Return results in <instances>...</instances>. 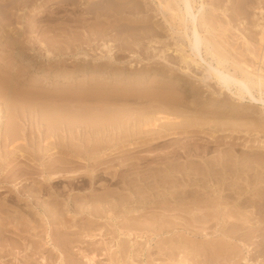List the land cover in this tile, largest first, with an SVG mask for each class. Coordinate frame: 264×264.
Masks as SVG:
<instances>
[{
  "label": "rangeland",
  "instance_id": "374dc122",
  "mask_svg": "<svg viewBox=\"0 0 264 264\" xmlns=\"http://www.w3.org/2000/svg\"><path fill=\"white\" fill-rule=\"evenodd\" d=\"M178 1L179 0H0V35H2V37H0V40L2 42H0V76L6 77V79L9 81V83L11 84V89H9V91L14 99L19 100V103L23 102V100H31L33 102H36L37 105H57L56 102H58V104L74 106L78 105L79 103L81 104L87 102H91V104H99V102H101L102 100L103 102L101 104L103 105L108 103L113 106L117 105L119 107H124V109H126L125 107H127L128 109L131 108L134 111L135 109H137V107H147V105H149L148 99L150 97L128 96V100H126L125 95L130 94L135 87L130 86L127 89L126 83L123 82L122 78L111 84L105 83L103 77L102 79H99L100 81H97L98 84L96 85V82L93 81L94 83H91V81L87 79L85 80V85H83V81H79V79H77L76 81L65 82L61 84L57 83L45 85L46 83L44 84L40 82L43 75L36 76L35 74H33L35 68H47L52 70H58L62 68V70L67 73L75 72L74 69L76 68V65L93 66L94 64H98V62L100 65H104L106 61L107 62L105 64H111L116 67L126 66V68L128 69H134V67H136L135 69L138 70L142 69L144 66H151L156 68L160 67L163 70H167L169 73L172 72L174 76L185 81L188 85L196 86L198 89L204 92V96L207 97L206 99L214 97L222 100L223 102L233 103L240 107L246 106L247 108H245V110H242V108L238 107L237 109H234L235 111L233 113L235 117H238L240 119L243 118L242 122L244 124H248V122H245L246 118H257V120L264 122V114L261 113V109L264 106V94L262 98L258 88H252L254 98L247 93L244 99H240L238 94V87H240V85H236V83L234 84V82H231L229 88L222 87L219 81L214 77L213 73L212 75L209 73V65H206L203 60L202 62L201 58H198V60L201 61L199 65L198 63L197 65L196 63H191V65L189 64V66L184 61V56H188L193 53L192 50L190 51L191 48H188V40L186 39L187 37L184 33L187 30V27L184 26L182 22H180L182 19V13L179 10L180 4L178 3ZM203 1L204 0H196L194 8L196 15L199 12ZM204 2V9L202 10V12L198 13L195 24L198 26L202 37L208 39L209 44L206 45L204 43L200 45V54L203 55L206 61L210 62L213 66H216V60L212 58L211 55L207 54V49L209 47L212 51H217L220 49L228 56L229 61L227 63L228 65L226 64V67L231 72L233 71L234 73H236L239 78H242V73L240 69L241 65L237 66V62L243 63L242 61L249 63L250 69L258 71V73L261 72L264 76V43L262 44L259 41L261 39L259 37L261 33L262 36L264 35V0H205ZM167 5H171V7L175 9L176 12H178V16L174 15L173 11L164 9ZM202 13H204L207 17V27L201 25ZM114 23L115 25L110 26ZM136 24L138 25V27ZM189 25L190 27L192 26L190 22ZM139 26H142L143 28L144 26L147 27L143 29ZM112 27H114V29ZM184 29L186 30L184 31ZM189 31L191 32V30ZM14 41H16L17 45L22 48V51L26 54L25 56L18 58L16 53L13 52L11 45ZM261 41L263 42V40ZM114 53L116 54L114 55ZM28 58L32 59L35 62V68H31V64L27 63ZM50 65H52L53 67L51 66L50 68ZM127 66H129L130 68ZM258 67L263 68V70H256ZM154 84L157 86L161 85V87L166 84H170L169 88H171L173 85L174 87L177 86V83H172V80L170 78L167 79V81H164L163 78L161 79V77H159V81ZM118 87L121 89H126L121 90ZM150 91L161 92L156 89V87L155 89H151ZM63 97L65 98V100L63 99ZM72 98L74 99L72 100L74 101V104L71 101ZM85 98L86 100H84ZM79 99L82 101H79ZM104 100L107 101V103H105ZM194 107L196 108V110H198L199 113H201L200 111L202 109L204 110L202 101H199L198 104L195 103ZM212 109L214 115L216 112H223L222 109L220 110L215 106L210 110ZM250 109H252V112H249ZM229 111L230 110H228L227 112ZM21 113H23V110ZM210 114L207 116H216ZM7 115L9 116L11 114H6V117H4V120L6 121L8 120ZM163 120L160 121H162L163 123L166 122L165 119ZM252 122L253 124H255V121H250L251 125ZM144 128V132H142L140 135H137L138 139H135L137 136H125L123 137L124 140H121L116 138L118 137V134L116 133H111V135L113 134L111 136L106 135V131H99L93 136H90L89 133L85 134V132H83V135H81V137L84 141L81 137V139L79 140H73V145L76 146L68 144L69 140L67 138L63 140L65 145L60 146V148L68 150L67 147L70 145L71 147L76 148H80L81 146L80 149L85 150L86 153H88V147L94 146L97 140V145L100 146L110 139V148L105 149L104 152H101V157H98L99 161L103 158L111 161L114 158L112 162H108L109 164H111V166L108 167L109 169H105V172L103 170L106 178L110 179H101L92 185L84 184L81 180L80 182L79 180H75L77 181L75 182L76 185H73L72 183H70V180H72V178H64L57 183H54L52 187H48L47 189L45 186H43L44 184L42 180H44V178L38 169L33 170L34 173L31 175L33 179H25V177L29 175H26V173L24 175L22 173L24 175L22 176V174H19V170H12V165L10 166L7 164L10 158L16 160H25L32 159L33 156H36V158L42 156L46 160L50 161L58 160V156H60V154L57 155V152L55 153L56 150H54V153H52V150H43L45 149L43 142L35 144V148H42L41 150L38 149L39 152H35L36 150L33 146H31V139L29 140V142L24 140L17 142L19 144L26 145V147H24L25 152L21 148H16L17 150L15 149L13 150V152L10 150L11 147H4L5 149H0V158L7 160L6 162H4L5 166H3L4 164L0 166V202H5L4 204L0 203V208L3 207V210L0 209V217H2L0 218V224L2 223V228L0 227V229H3L4 226V232L3 230L2 232L0 231V238L2 239H0V252L3 254L2 256V254L0 253V264H39L41 263L39 261H41L42 256L47 259V264H60V258H57L59 257V250H57L50 244L51 242L53 243L57 240L67 242L69 250L72 251V256L68 257L74 259V262L78 260L79 262H77L79 264H91L88 259L89 257H92V255H95V264H130L131 262H133L131 264H149L150 262L154 264H178L181 261H185V264H188L190 260L193 261L195 259H198L199 254L202 253L203 250L206 251V249L209 247L208 245L212 244L211 233L210 230H208V236H203L201 234L195 236V233L191 232V230L188 229L189 226L185 219L177 221V223H180V226L175 229L178 234L177 232L174 234L179 238L181 237L180 240L184 241V243L186 241V244L190 243V245L188 244L189 248L187 250H180V256L178 257V259L174 258L172 259V261L168 256L166 258V256L164 257V255H159L156 246L161 243L162 246L165 247L167 245L166 247H168L170 244L168 245L162 243L161 238L164 239L165 237L170 236V234L162 233L161 235H156L155 233L158 231V227L156 226V228L153 225L151 226V221L157 220L155 218L157 213L159 212V209H163L161 210V212L163 213L164 211H167L166 209H169L172 206L174 207V204L171 203L172 206L167 204L164 208L165 204L163 197L160 199L161 201H163V206L161 205V207L157 209L156 207H151L148 208L151 210H144L146 213H148V215H144L143 220L145 224L142 227L146 230L147 236L142 240L148 242L146 249L150 251L149 249L151 247L152 251L148 252L146 250L144 252V256H142L141 258H137V260H132V257H128L129 253L127 252H129V245L127 244V240H124L125 242H123V246H121L120 248L121 252H119L117 256L115 255V253H113L114 251L111 252V247L108 245V243L106 244L105 242H109L111 240L110 243L112 242L111 244H113L114 241L112 240H115L117 236L119 225L124 224L127 226L128 222L131 220H127L126 218L121 221L120 218L122 217L120 216V218H117V220L112 221L111 226V224L106 222V220L104 219H100L99 221L95 220V218L91 219V216L87 211L83 213H74V211L79 212L80 209L83 210L81 208L82 206L79 205L78 200L74 199L75 195H78V197H80L86 195L88 196L91 193L96 195L106 192L107 194H110V192L118 193L119 185L118 183H115L113 179L111 181L112 175H110V173H120V176L127 175L129 173V170L124 168V166H120V162H122L123 158L128 157V155H134L135 153L138 155L139 152V156L141 155L143 158L142 164L144 163L143 165H140L139 168L146 171L147 167L149 166V169L151 167L153 170H156V164L152 163L151 161H147L149 159L145 157H150L151 154H157L158 150L160 149L158 147L157 150H150V152L148 148L150 147V144L154 142H152V140L154 139L153 137L158 135L159 132H161V135L167 132L170 133V131L171 134L173 133V136L171 137L168 136L167 133L168 138H165L166 141L164 140L167 143L175 142V140H178L179 144L182 143V148H179V160H181L182 162H187V158L191 160L193 157H195L194 160L196 162L193 161L195 164L203 165V163H211L214 160L213 164H215L216 166L220 165L218 167L223 166V164L227 165L225 164L227 162L228 165H230L235 161H239L241 162L240 164L243 165V163H247L246 161H243V156L254 153H258V155L259 153L264 154V133H260L257 130H248L242 128H237L236 131H233L224 129V127L209 125H196L186 128H183L182 126H177L176 128L175 126L174 129L176 130L170 128V131L165 130L164 128H161V131H157L154 127L149 126ZM25 131L27 132L28 129L26 128ZM176 132L177 135L175 134ZM28 135L32 134L28 133ZM33 136L34 135H32V137ZM106 136L108 137V139L106 138ZM113 136H115V138ZM174 136H176V138ZM148 138L151 139L148 140ZM36 139L38 140V137ZM116 139L119 141H117ZM144 139L147 140L146 142H151L145 143L143 148H141L142 146L134 144L136 143V141L140 142L141 140H143L144 142ZM52 140H55V138ZM154 143L157 142L155 141ZM187 145H189L190 148L192 147L193 149L196 147H208V150H205L203 152L200 148V151L198 153L199 155L196 156L194 152L192 153V155H190L191 158L190 156L185 158L183 156V148L187 147ZM21 150L22 152H20ZM222 150H225V152L227 151L230 155H226L221 158ZM106 151L108 153H106ZM117 151L121 154H116L115 152ZM165 151L167 152L168 150H160L159 152L166 153ZM109 152L111 154H109ZM122 153H124V155H122ZM171 155L172 153L167 154L166 156L170 157L169 159H171V157L173 156ZM233 155L234 157H232ZM119 159L122 160L120 161ZM117 160L119 163L117 162ZM30 163L39 168V166L37 165L40 162H38L37 159ZM189 163L190 162H188V165H190ZM149 169H147V171H151V169ZM165 171L169 172V170ZM163 178L166 179L168 177ZM21 185L25 187H22ZM126 185L128 186V184L123 185V183H121V187ZM40 186L46 188L43 193L36 190L39 189ZM127 186L126 188L123 187L125 190H122L123 188H119L124 192V195H127L128 193L130 194V192L132 191V189L127 188ZM17 187H19V189L21 190H17ZM28 187H31L30 191H32L33 194L31 193L30 195L29 193L25 192V189ZM209 188L210 190H207L208 187L201 188L202 191L206 190V192L203 196L199 197L200 199H202L203 197L204 199L202 200L206 201V203H203L206 205L208 204L207 211L210 210V207L213 208L217 203L222 201L224 202V200L220 198L221 196H219L217 192L213 193L214 187L209 186ZM19 191L21 193L25 192L24 194H22L23 196ZM211 192L213 194H211ZM199 198H196L198 199L196 200V202H198L196 204L202 203ZM188 199H190V197ZM188 199H186L187 201H184L182 203L183 205L179 203L183 206L182 208H187L189 205H191L189 203H191L190 201L193 199V197L189 201ZM34 202H46L52 206L48 209L49 212L46 213L43 207H36ZM65 204H69L70 212H65L64 216L66 217V219H68V223L73 221L74 222L72 226L65 227L63 230H60L57 229L60 225L59 222L53 223L54 220L52 219L53 216L62 214L65 211L66 207H63ZM178 205H176L175 207H177ZM5 207L8 209V211L5 210L7 211V217L5 216ZM178 208L182 209L181 206H178ZM156 210H158V212ZM20 211L21 214H19ZM207 211H205V213L210 214V212L207 213ZM145 212L142 211V213L144 214ZM152 212L153 215L151 214ZM201 212L202 211H200V214L205 215V213ZM142 213L136 214L138 215ZM166 213L167 215L169 214V212ZM2 215L4 216V219ZM69 215L74 216L71 218V216ZM149 215L150 219L147 218V216ZM188 216V219L192 218L191 215ZM185 218H187V216ZM172 219L175 222L177 220H175V218ZM118 220L121 221V223ZM168 220H170V218ZM133 221L136 223L139 220ZM133 221H131V224L133 223ZM104 223L105 225L107 224L106 227L105 225L102 226V224ZM5 228L8 229L5 230ZM199 232L203 233L204 235L207 233L201 230ZM115 233L116 235H114ZM2 234L4 235V238ZM15 235H19V237H16ZM149 236L151 237L149 238ZM14 237H16L17 239ZM187 237L189 238V240ZM206 237L208 240L206 239ZM125 238L126 236H124V239ZM216 238L217 237L213 239H219V237L217 239ZM90 239L96 241V243L93 241V243L90 242ZM47 241L51 242L47 243ZM155 241L157 242V244ZM98 242L99 245L97 244ZM59 243L60 242H58L57 245ZM103 243L105 245H103ZM106 245H108L109 247ZM198 245H200V248ZM95 246L96 248L98 247L97 250ZM103 246L105 247V249H103ZM122 248L124 249V251ZM199 249L202 252L199 251ZM191 250L192 253L189 252ZM49 252L52 254H49ZM122 252L124 254H122ZM86 253L88 255H86ZM150 253L153 254L151 255ZM221 253H223L222 248ZM113 254L114 256L112 258Z\"/></svg>",
  "mask_w": 264,
  "mask_h": 264
},
{
  "label": "bare ground",
  "instance_id": "6f19581e",
  "mask_svg": "<svg viewBox=\"0 0 264 264\" xmlns=\"http://www.w3.org/2000/svg\"><path fill=\"white\" fill-rule=\"evenodd\" d=\"M204 1L201 4V8L200 7H199L200 9L198 8L199 12H202V10L204 9V5H205ZM178 3L180 4L179 10L182 13V19L180 22H182V24L187 27V30L184 29V31L186 30L184 33H185V36L187 37L186 39L188 40V44H189L188 48H191L190 51L192 50V53H193L188 56H184L183 57L184 61L188 65L189 64L191 65V63H194V64L196 63V65L198 63L199 65V63H201V61L203 60L206 63V65L207 64L209 65L208 66L209 73L211 75L213 73L214 77L219 81L222 87L229 88L231 82H234V84L236 83V85L237 84L240 85V87H238V94H239L240 99H244L247 93L254 98L253 93H252V88H258L261 93V97L263 98L264 76L261 72L258 73V71H254L250 69L249 63L244 62V61H242L243 63L237 62V66L241 65L240 69L242 73L241 74L242 78H239L236 73H234L233 71L231 72L226 67V64L229 61L228 56L225 52H222L220 49L217 51L210 50V47L207 49V52H208L207 54L211 55L212 58L216 60V63H217L216 66H213L210 62L205 60L203 55L200 54L201 52L200 45L204 43L207 45L209 43H208L207 38L202 37L198 29V26L195 24L196 23L195 21L198 17L197 15L199 13L198 12L196 15L195 10H194L196 0H179ZM164 9L173 11L174 15L178 16V12H176L175 9L171 7V5H167ZM189 22L190 24H192L191 27L189 25ZM144 24H141V25H144ZM113 25H115V23L110 26H113ZM201 25L206 26V27L208 26V20L204 13H202L201 15ZM146 27L147 26H144V28ZM112 28L114 29V27ZM189 30H191V32ZM207 31H208V28H207ZM0 37H2V35H0ZM259 37L261 38V39L259 38L260 43L263 44L264 35L262 36V33H261ZM261 40H263V42ZM11 48L13 49V52L16 53L18 58H21L22 56L26 55L22 51V48L17 45L16 41L13 42V44L11 45ZM118 51H119V48H118ZM116 53H114V55ZM198 58H201V61L198 60ZM27 60H28L27 63L31 64L30 65L31 68H35V65H34L35 62L30 58H28ZM261 60H262V57H261ZM105 63L104 65L102 64L100 65L98 62V64H94L93 66H88L86 64H85L86 66L76 65V68L74 69L75 72H67V73H65V71L62 70V68L58 70H52V69H47V68L46 69L45 68H35V71L33 74H35L36 76L43 75L40 82L44 84L46 83L45 85L72 82V81H76L77 79H79V81H83L82 82L83 85H85L86 79L91 81V83L96 82L95 83L96 85L98 84L97 81H100L99 79H102L103 77H104L105 83L111 84V83L116 82L118 79L122 78L123 82L126 83L127 89L130 86L135 87L134 90H132L130 94L125 95L126 100H128L127 98L128 96L129 97L148 96L150 97L148 99L149 105H147V107H141V108L137 107V109L133 111L131 108L128 109L127 107H125L126 109H124V107H119L117 105L113 106L111 104H108L107 101L105 100L104 101L107 104H104V105L101 104L103 102L102 100L101 102H99V104H95V103L91 104V102L89 101L90 103L87 102V103H81V104L78 102L79 104L77 103L78 105H74V106L73 105H62V104H58V102H56L57 105H53V104L52 105H37L36 102H33L31 100H23V102L19 103L18 102L19 100L14 99L9 91V89H11V84L9 83V81L6 79V77L0 76V149L4 147L5 148L11 147L10 150L13 152V150H15L16 148H21L25 152L24 147H26V145L19 144L17 142L21 140L29 142V140L31 139L32 140L31 146L34 147V149L36 150L35 152H39V150L42 149V148L41 149L35 148V144L43 142V145L45 147V149L43 150H52L53 151L52 153H54V150H56L55 153L57 152V155L60 154V156H58L59 157L58 160H55V161L46 160L42 156L37 157V158L36 156H33L32 159H25V160H20V159L16 160V159L10 158L7 164L10 166L12 165V170H19V174L23 173L25 175L26 173V175H29V176H26L25 179H31L32 178L31 175L34 173L33 170L38 169L44 178V180H42L44 184L43 186H45L47 189L48 187H52L54 183H57L58 181L64 178H72V180H70V183H72L73 185H76L75 182L77 181L75 180H79V182L81 180L84 184L92 185L101 179H107L106 176L104 175L105 173H103V170L105 172V169L111 166V164H109L108 162H112L114 158L113 159L111 158L112 159L111 161L107 160L106 158H103V159L100 158L102 160L99 161L98 157H101L100 155L101 152H104L105 149L110 148V142H111L110 139L106 143H103L100 146L97 145V142H98L97 140L94 146L88 147L87 149L88 153H86L85 150L80 149L81 146L80 148L71 147V145L76 146V145H73V140L81 139L82 138L81 135H83V132H85V134L89 133L90 136H93L99 131H103V132L106 131V135H111V133H116L118 134L117 135L118 137L116 138L121 139V140L125 136L135 137L138 134L140 135L142 132H144L143 131V129H145L144 127H148V126L154 127L157 131H161L162 130L161 128H164L165 130L170 131L171 130L170 128H173V130H176L174 129L175 126L176 128L177 126H182L183 128H186V127H192L196 125H203V126L209 125V126L224 127V129H227V130L229 129L233 131H236L237 128H242V129H248V130L249 129L257 130L260 133L262 132L264 133V122L257 120V118L255 119L246 118L245 122H248V124H244L242 122L243 118L240 119L238 117H235V115L233 114L235 111L234 109H237L239 107V108H242V110H245V108H247L246 106L240 107L233 103L223 102L222 100H219L214 97L210 99H206L207 97L204 96V92H202L200 89H198L194 85H188L185 81L174 76L172 72L169 73L167 70H163L160 67L156 68V67H151V66L150 67L144 66L142 69L137 70L135 69L136 67L132 69L129 66H127L130 68L128 69L126 68V66L116 67L114 65L105 64ZM205 63H204V66H205ZM51 66L52 65H50V68ZM259 69H261V71L263 70V68L261 67H258L256 70H259ZM159 77H161V79L163 78L164 81H167V79L170 78L172 80V83H175V84L177 83V86L174 87L173 85L171 88H169L170 84L169 85L166 84L163 87H161V85L157 86L154 83L159 81ZM163 83H166V82H163ZM119 87H122V86H119ZM155 87L161 92H158V91L151 92L150 91L151 89L152 90L155 89ZM126 88H123V89H126ZM63 99L65 100L64 97ZM72 100L74 99L72 98L71 101ZM84 100H86V98ZM79 101H82V100L79 99ZM199 101H202L203 106H204V110L202 109L200 111L201 113H199L198 110H196V108L194 107V104L195 103L198 104ZM67 102H68V99H67ZM73 102L74 101H72V103ZM214 106L219 108L220 110L222 109L223 112L219 113L215 111L216 112V113L214 112L216 115L215 116L213 114V109L210 110ZM22 110H23V113H21ZM228 110L230 111L227 112ZM261 110H260L261 113L264 114V106ZM249 112H252V109H250ZM210 113L213 114L215 117H211L212 115ZM6 114H11L9 116L7 115L8 116L7 121L4 120V117H6ZM209 114L211 116H207ZM2 118L4 121L2 120ZM163 119H165L166 122L163 123L162 121H160ZM250 121H255V124H253L252 122V125H251ZM159 122H162V123H159ZM26 128L28 129L27 132L25 131ZM28 133L29 134L31 133L34 136L32 137V135H28ZM167 133H168V136L170 137L173 136L172 135L173 133L171 134V131L170 133L169 132ZM167 133H164L161 135V132H159L158 135L153 137L154 139L152 138L153 139L152 142L156 141L157 143L153 142L152 144H150V147L148 148H149V151L157 150L158 147L160 148L158 152L160 150L164 151L166 149L168 151L167 152L165 151L166 153L157 152V154H154V155L151 154L150 157L148 155H146L148 157H145L149 159L147 161L149 162L151 161L152 163L156 164L155 166V168H157L156 170L155 169L153 170L150 167L152 172L147 171V169H149V166L147 167L146 171L141 170L139 166L143 165L144 163L142 164L143 158L141 155L139 156V152H138V155L135 153L136 155L135 154L128 155V157L123 158V160L121 159L122 162H120V166L122 167L124 166V168L129 170V173L127 175L120 176V173H117V174L112 173V172L110 173V175H112L111 181L113 179L115 183H118L119 188H123V187L126 188L127 186L126 185V186L121 187V183H123V185L128 184L127 188L132 189L130 194L128 193L127 195H124L123 194L124 192L118 188L119 190L118 193L110 192V194H107L106 192V193L97 194V195L91 193L88 196L86 195V196H80V197H78V195L77 196L75 195L74 199L78 200L79 205L82 206L81 208L83 210L80 209L79 212L74 211V213H83L87 211L88 214L91 216L90 217L91 219L95 218V220H98V221L100 219H104L106 220V222L110 224L112 223V221L117 220V218H120V216L123 218V219L120 218L121 221H123L126 218L127 220H131V221L139 220L136 223L133 221L132 224H131V221H129L127 226L124 224L119 225V229H122V230L118 229V233H117L115 240H112L114 241L113 244H111L112 242L110 243L111 240L109 242L105 241L106 244L108 243V245L111 247L110 248L112 250L111 252L114 251L113 253H115V255L117 256V254L121 252L120 248L121 246H123V242L127 240L128 242L127 244L129 245L128 246L129 252H127L129 253L128 257L130 258L132 257V260L133 259L137 260V258H141L142 256L145 255L144 252L147 250L146 247L148 244V242H145L142 240L143 238L147 236L146 230L143 229L142 227L145 224L143 220L144 215L146 214L148 215V213H146L144 210L151 208V207L152 208L156 207V209L161 207V205L163 204L162 203L163 201H161L160 199L163 197L164 204H165L164 208L166 207L167 204L171 205V203L174 204V207L171 205L172 207L169 209H166L167 211H164L163 213L161 212V210L163 209L161 210L159 209L160 213L158 212V210H156L158 213L156 215V218L155 217L153 218L157 220L155 221L152 220L153 222L151 221V226L153 225L155 227L156 226L158 227V231L155 233L156 235H161L162 233L170 234V236L165 237L164 239L161 238L162 243L168 244V245L170 244L168 247H166L167 245L165 247L162 246L161 243L156 246L159 255H164V257L166 256V258L168 256L169 258H171L170 260L172 261V259L174 258L178 259V257L180 256L179 255L180 250H184V249L187 250L189 248L188 244L190 245V243L186 244L187 241L184 243V241L180 240L181 237L179 238L178 236L174 234L177 232L175 229H177V227L180 226V223H177V221L185 219V221H187V224L189 226L188 229L191 230V232L195 233L194 234L195 236H198L200 234L203 236H208L209 232L207 231L210 230L211 238H212L211 239L212 244L208 245L209 247L207 246L208 248L206 249V251L203 250L202 252L199 249V251L202 252L200 253L201 255L199 254L198 259H195L193 261L190 260L188 264H194V263L196 264H221V263L222 264H263L264 262V154L259 153L258 155V153L257 154L254 153V154H247L243 156L244 160L243 159L242 160L247 162L246 164L243 163V165L240 164L241 162L239 161L237 162L235 160H234L235 162L231 163L230 165H228V162L225 161L227 162L225 163L227 165L223 164V166L221 167H218L220 166L218 164H217L218 166L213 164L214 160L211 163L206 162V164L203 163V165L201 164L198 165L193 162L195 161L194 160L195 157L192 156L193 158L191 160H189L187 157L192 155V153L194 152L196 156L199 155L198 153L201 147L200 148L196 147L193 149L192 147L190 148V146L187 145V147L183 148L184 150L183 156L187 158L188 160L186 159L187 162H182L181 160H179L180 159V154H179L180 149L179 148L180 147L182 148V145H181L182 143L179 144L178 140H175V142H171V143L165 142L166 141L165 138H168ZM175 134L177 135V132ZM34 137L36 138L38 137V140ZM113 137L115 138V136ZM174 137L176 138V136ZM54 138L55 140H52ZM66 138L69 140L68 144H71L70 146L67 147L68 150H64L60 148V146L65 145L63 140ZM106 138L108 139L107 136ZM135 139H138V136ZM150 139L148 138V140ZM141 141L140 142L136 141V143L134 144L135 145L137 144L138 146H142L141 148H143L145 143L151 142V141L146 142L147 140L145 139H144V142L143 140ZM22 150L20 152H22ZM205 150H208V147L201 148V151L204 152ZM111 152H112V149H111ZM223 152H225V150H222L221 158L226 155L228 156L230 155L227 151L226 152L228 154L226 152L225 153ZM106 153L108 152L106 151ZM115 153L119 154L120 152L118 153L117 151ZM170 153H172L173 155V156L171 155L172 156L171 159H169L170 158L168 157L169 155L166 156L167 154H170ZM109 154L111 153L109 152ZM122 155H124V153H122ZM232 157H234V155ZM35 159H37L38 162H40L37 165L39 166V168L30 163L34 161ZM6 161H7L6 159L0 158V166H2L4 162ZM188 162H190L189 163L190 165H188ZM3 166H5V164ZM153 168H154V165H153ZM165 170H169V172L168 171L166 172ZM23 174L22 176H24ZM163 177H168L169 179L168 178L164 179ZM43 186H40L39 189H36V190L43 193L46 190V188ZM209 186L214 187L213 193L217 192V194L221 196L220 198L223 199L224 202L222 201V202L217 203L213 208L210 207V210L207 211L208 204L207 205L204 204L203 202L206 203V201L202 200L204 198L202 197V199H200L199 197L203 196L206 192V190L202 191L201 188L208 187L207 190H210ZM22 187H25V186H22ZM17 188H18L17 190H21L19 189V187ZM30 188L31 187L26 188L25 192L31 195L32 191H30ZM122 190H125V189L123 188ZM24 193H21V195ZM213 193L211 192V194ZM189 197L190 199H192L193 197V199L190 201L191 203H189L191 205L189 206L187 205L188 206L187 208H182L183 207L182 203L184 201H187L186 199H188ZM196 198H199L202 201V203L196 204L198 203L196 202V200H198ZM190 199H188V201ZM2 202L0 203L1 204L5 203V202L4 203ZM179 203H181L182 205H180ZM175 204L176 205L179 204L178 206L179 207L181 206L182 209L178 208V206L175 207L176 206ZM35 205L36 207L37 206L43 207L46 213L49 212L48 209L51 208L52 206L46 202H37L35 203ZM63 207H66L65 211L62 214L53 216V219H52L54 220L53 223L59 222L60 225L58 226L57 229H60V230L61 229L63 230L65 227L72 226L74 222L73 221V222L68 223L67 222L68 219H66V217L64 216L65 212H70L69 204H65ZM5 208H4V211L5 210L8 211V209L7 208L5 209ZM148 210H151V209H148ZM7 211H5V216H6ZM21 211L19 212V214H21ZM142 211L145 212V214L142 213ZM200 211H202L201 213H205V211H207V213L210 212V214L205 213V215H202L200 214ZM166 212H169V214L167 215ZM136 213H142V214L137 215ZM151 214L153 215V212ZM150 215L147 216L148 219H150L149 218ZM188 215H191L192 218L188 219L189 217ZM69 216H71L72 218L74 215L73 216L69 215ZM186 216L187 218H185ZM169 218L170 220H168ZM172 218H175V220L177 219L176 222ZM3 219H4V216H3ZM121 221L119 222L121 223ZM1 224H0V227H1ZM104 225L105 223L102 224V226ZM3 229H4V226H3ZM3 229H0V231L2 232ZM7 229L5 228V230ZM200 230L207 232V233L204 235L203 233L199 232ZM3 234H6V233H3ZM3 234L2 236L4 238ZM114 235H116V233ZM124 236H126L125 239H124ZM0 237H1V234H0ZM16 237H19V235ZM150 237L151 236H149V238ZM215 237L217 238L219 237V239L217 238H216L217 240L213 239ZM57 241H54L55 243L54 242L52 243L51 241H47V243L51 242L50 244L54 248L59 250V257H57V258H60L59 263L60 264H79L78 260H77L78 262L76 260H75L76 262H74L73 261L74 259H71L68 257V256H72L71 255L72 251L69 250L67 242L58 241L60 242L59 243L60 246H59V244L57 245L58 243ZM92 241L96 243V241L94 240H91L90 242ZM104 243L103 245H105ZM97 244L99 245V242ZM198 246L200 248V245ZM221 248L223 249V253H221ZM103 249H105V247ZM149 250L150 251L148 250L147 251L148 252L152 251L151 247ZM50 252L49 254H52ZM189 252L192 253V250ZM122 254L124 253L122 252ZM86 255L88 254L86 253ZM113 256L114 254L112 255V258ZM46 260L47 259L44 256H42L41 261H39L41 263L39 264H47L48 261ZM88 260L90 261L91 264H95L96 263L95 255H92V257H89ZM181 262L179 263L185 264V261L182 263ZM151 264H154V263H151Z\"/></svg>",
  "mask_w": 264,
  "mask_h": 264
}]
</instances>
